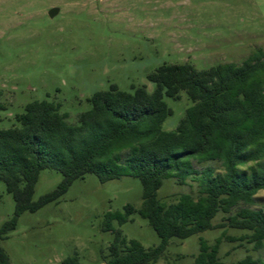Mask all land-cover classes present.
Returning <instances> with one entry per match:
<instances>
[{
	"label": "rangeland",
	"instance_id": "rangeland-1",
	"mask_svg": "<svg viewBox=\"0 0 264 264\" xmlns=\"http://www.w3.org/2000/svg\"><path fill=\"white\" fill-rule=\"evenodd\" d=\"M53 9L58 13L51 17ZM258 49H264V0H0V130L17 126L16 116L31 102H55L77 124L93 94L112 84L122 91L145 86L152 92L155 86L148 77L164 64L208 70L241 64ZM164 100L173 114L162 129L175 131L193 102L186 92L179 100ZM193 168L198 173L207 168L224 172L219 163L194 162ZM197 178L192 175L184 185L168 179L158 197L172 203L183 193L197 195ZM62 179L56 170H43L34 200L53 192ZM142 196L136 178L101 183L87 174L58 201L22 214L0 246L11 264H61L68 257L81 264H103L114 239L102 229L106 215L123 212L128 204L140 209ZM249 207L264 210L263 191ZM14 211L13 197L0 182V229ZM132 220L122 226L115 222V228L147 249L160 243L138 213ZM222 222L220 214L214 224ZM224 231L241 234L217 229L172 239L167 254L171 262L182 254L181 262L191 264L199 238L212 243ZM247 256L264 260V250L256 253L238 243L222 247L224 264H239Z\"/></svg>",
	"mask_w": 264,
	"mask_h": 264
},
{
	"label": "trees",
	"instance_id": "trees-1",
	"mask_svg": "<svg viewBox=\"0 0 264 264\" xmlns=\"http://www.w3.org/2000/svg\"><path fill=\"white\" fill-rule=\"evenodd\" d=\"M148 79L155 86L152 92L145 86L122 91L116 84L96 92L77 124L69 122L59 104L43 100L27 104L16 116L17 126L0 130V182L15 203L13 217L0 229V244L22 214L58 201L75 181L94 174L101 183L133 177L143 188L140 209L128 204L123 212L106 215L102 229L114 239L103 264H183L182 254L171 262L170 241L217 229L241 234L224 231L212 243L200 237L191 264H224L226 243L264 250V210L249 207L264 192V49L241 64L208 70L164 64ZM182 92L193 105L175 131H164L163 123L173 114L164 98L179 100ZM194 162L219 163L224 172L207 168L198 173ZM45 169L58 171L63 179L53 192L34 200ZM192 175H199L197 195L183 193L172 203L158 197L166 180L184 185ZM135 213L155 231L158 245L147 249L115 228V222L133 221ZM220 214L224 222L214 224ZM0 264H11L1 246ZM61 264L81 263L68 257ZM239 264L264 260L247 256Z\"/></svg>",
	"mask_w": 264,
	"mask_h": 264
},
{
	"label": "water",
	"instance_id": "water-1",
	"mask_svg": "<svg viewBox=\"0 0 264 264\" xmlns=\"http://www.w3.org/2000/svg\"><path fill=\"white\" fill-rule=\"evenodd\" d=\"M57 13H58V10L53 9V10L50 12V16L53 17V16H55Z\"/></svg>",
	"mask_w": 264,
	"mask_h": 264
}]
</instances>
